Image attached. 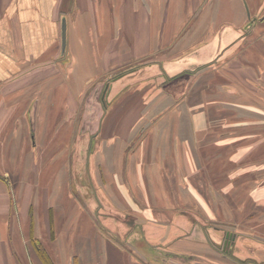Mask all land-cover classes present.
Wrapping results in <instances>:
<instances>
[{"label": "crops", "instance_id": "obj_1", "mask_svg": "<svg viewBox=\"0 0 264 264\" xmlns=\"http://www.w3.org/2000/svg\"><path fill=\"white\" fill-rule=\"evenodd\" d=\"M0 264H264V0H0Z\"/></svg>", "mask_w": 264, "mask_h": 264}, {"label": "rangeland", "instance_id": "obj_2", "mask_svg": "<svg viewBox=\"0 0 264 264\" xmlns=\"http://www.w3.org/2000/svg\"><path fill=\"white\" fill-rule=\"evenodd\" d=\"M154 68H157V67H155L154 63H152L149 65L141 64V66H136V67H133L129 70H125V72L123 74H120V76H118L117 78H114V81L116 82V85H117V89H116V93L113 90L114 91L113 94L115 93L117 95L116 98L121 97L125 92L128 91L130 86L133 85L136 80H139L137 82L138 84L149 83L148 85H150L151 80H147V79L145 80L144 78L147 76H152L153 72L155 71ZM159 68L161 70V67H159ZM160 76L162 78L161 84L166 85V84L171 82L169 79L173 75L172 74L167 75L166 73L161 72ZM169 76H171V77H169ZM117 80H120V81L117 83ZM102 95H103V91H101L99 93L100 99L102 98Z\"/></svg>", "mask_w": 264, "mask_h": 264}, {"label": "water", "instance_id": "obj_3", "mask_svg": "<svg viewBox=\"0 0 264 264\" xmlns=\"http://www.w3.org/2000/svg\"><path fill=\"white\" fill-rule=\"evenodd\" d=\"M66 42H67V21L64 19L63 21V48L65 50L66 47Z\"/></svg>", "mask_w": 264, "mask_h": 264}, {"label": "trees", "instance_id": "obj_4", "mask_svg": "<svg viewBox=\"0 0 264 264\" xmlns=\"http://www.w3.org/2000/svg\"><path fill=\"white\" fill-rule=\"evenodd\" d=\"M136 66H141V64H140V63H137V64H135V65H133V66L128 67V68L125 69V70H129V69H131V68H133V67H136ZM125 70L120 71V72L114 74V75L112 76V79L117 78L118 76H120V74H123V73L125 72ZM37 246H38V248L41 249V245H40V244H37Z\"/></svg>", "mask_w": 264, "mask_h": 264}, {"label": "flooded vegetation", "instance_id": "obj_5", "mask_svg": "<svg viewBox=\"0 0 264 264\" xmlns=\"http://www.w3.org/2000/svg\"><path fill=\"white\" fill-rule=\"evenodd\" d=\"M107 94H108V90H106V91L104 92V96H103L104 101H106V96H107Z\"/></svg>", "mask_w": 264, "mask_h": 264}]
</instances>
